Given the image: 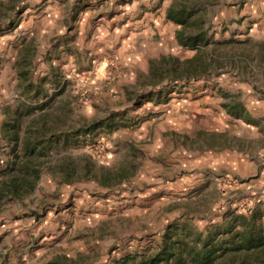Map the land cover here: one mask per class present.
I'll return each instance as SVG.
<instances>
[{
  "label": "rangeland",
  "instance_id": "rangeland-1",
  "mask_svg": "<svg viewBox=\"0 0 264 264\" xmlns=\"http://www.w3.org/2000/svg\"><path fill=\"white\" fill-rule=\"evenodd\" d=\"M263 170L264 0H0V264H264Z\"/></svg>",
  "mask_w": 264,
  "mask_h": 264
},
{
  "label": "crops",
  "instance_id": "crops-1",
  "mask_svg": "<svg viewBox=\"0 0 264 264\" xmlns=\"http://www.w3.org/2000/svg\"><path fill=\"white\" fill-rule=\"evenodd\" d=\"M125 14V13H122ZM131 15L126 14V18H130ZM136 17L134 20H128V24L124 26L123 30L127 31V28L130 27L134 31L128 32L122 35V37H126L122 39L121 46L125 50L129 47H134L136 53H141L140 51H148L154 43L152 41V34L154 30L152 29V25L150 21L152 18L143 17L141 20ZM157 22V20H154ZM153 21V22H154ZM145 22V23H144ZM105 32L111 37L110 41L113 42L114 36H116V32L111 30L109 25H106ZM115 34V35H114ZM130 34V35H129ZM133 61V58H130ZM130 60L128 62H130ZM212 156V161L219 166H225L229 169L230 173H232L235 177L247 178L252 175V167L253 162L250 159V156L244 154L243 152L232 151V150H221L220 152H211L208 153ZM253 186L251 189L256 193L258 201H262L260 203V207L262 208L263 218H264V170L260 174L255 185H247Z\"/></svg>",
  "mask_w": 264,
  "mask_h": 264
}]
</instances>
